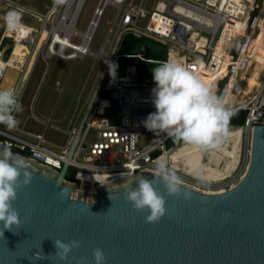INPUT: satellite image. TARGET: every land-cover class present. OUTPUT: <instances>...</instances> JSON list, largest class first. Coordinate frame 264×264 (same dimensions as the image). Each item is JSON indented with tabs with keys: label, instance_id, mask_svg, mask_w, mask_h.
<instances>
[{
	"label": "built area",
	"instance_id": "2783aa9c",
	"mask_svg": "<svg viewBox=\"0 0 264 264\" xmlns=\"http://www.w3.org/2000/svg\"><path fill=\"white\" fill-rule=\"evenodd\" d=\"M84 1L66 0L63 5L56 6L53 0H50L47 14L38 13L41 21L39 29L41 34L45 33L42 42L45 52L42 58L45 61L48 59L75 61L87 56L101 58L113 31L118 32L124 27L138 29L165 41L169 48L165 59L146 56L148 49L144 47H140L139 52L125 57L156 66L157 61H165L173 56L179 57L191 71L199 74L213 88L216 95L226 99L227 106L233 112L246 111L243 124L228 125L229 128L239 127L236 136L226 138L227 142L224 143L229 154L225 152L224 158L222 155L224 151L219 148L213 149L214 152L207 151L211 152L208 156L211 158L209 164L212 163L217 168L221 165L219 170L224 173L221 172L219 179H215V175L199 177L198 173L219 172L209 167L201 169L192 167L193 164L186 155H181V149L192 144L182 140L173 141L174 138L167 133H153L144 127L146 117L155 112L152 102L155 83L140 81L139 75L130 66L118 67L117 60L121 55L117 51L110 62L115 66V74H110L108 68L98 98L86 119L71 159H67L66 154L78 125L77 118L69 128L67 141L60 147V151L48 147L43 133L24 129L17 113L14 115L19 123L15 129L8 130L4 125L0 126V144L27 150L28 157L56 170H60L63 163L67 162V171L69 167L76 168L73 179L76 184L98 185L121 180L137 171L154 172L156 161L163 158L167 166L181 177L182 184L193 189L214 193L233 187L244 177L249 165L253 127L256 124L264 125V76L257 92L249 96L248 90L244 92L237 90L238 93L242 92L239 95L245 92L246 95L242 96L240 102L230 103L232 91L243 80V75L252 64L264 65L256 61L254 45L261 27L264 26V0L261 6H258L259 0H155L150 11L146 8L148 0H98L87 29L80 32L76 29V22ZM107 5L114 9V16L109 23L108 36L101 52L94 53L89 46ZM55 11L56 15L52 17V12ZM141 19H146L143 26L138 24ZM38 32L35 31V38ZM127 33L134 38L143 37L138 31H128L125 34ZM73 39L78 42H74ZM14 41L16 44L22 43L19 40ZM36 45L32 44V52L22 64L12 66L7 61L11 58L6 59L7 62L4 63L7 69L17 71V80L12 87L16 90L20 103L38 59L37 56L32 62ZM47 47L55 49L58 54L48 55ZM1 60L5 61L2 56ZM4 78L1 75L0 81ZM233 95L239 96L235 93ZM111 100L118 106L116 123H111L107 114L96 118L98 111L111 106ZM91 130L96 132L95 139L85 144ZM238 141L242 145L239 144L238 152H235ZM82 150H85V153L79 158ZM191 167L194 171L189 170ZM227 168L233 170L231 175ZM84 175L96 176L95 179L99 183L94 178L93 180L83 178ZM227 177H229L227 183H219Z\"/></svg>",
	"mask_w": 264,
	"mask_h": 264
},
{
	"label": "water",
	"instance_id": "95a60500",
	"mask_svg": "<svg viewBox=\"0 0 264 264\" xmlns=\"http://www.w3.org/2000/svg\"><path fill=\"white\" fill-rule=\"evenodd\" d=\"M128 31H138L166 45L131 27L117 32L78 121L67 159L72 157L111 59ZM51 62L45 61L30 103L32 117L43 124L47 119L38 116L34 106ZM16 80L17 76L12 86ZM50 126L69 134L68 128L54 123ZM14 153L26 158L33 175L27 186L22 184V173L18 181L20 187L12 207L18 213L19 226L8 231L0 224V264H94L95 249L103 251L105 264H264V125L253 127L249 165L233 187L208 193L182 184L180 195L170 197L163 183L157 182L155 187L166 201V211L155 223H147L149 213L134 210L124 196V185L135 187L139 178L152 180L154 172L137 171L121 180L101 183L104 186L82 185L65 178L67 162L56 170ZM62 189L64 195L60 194ZM56 240L77 241L79 246L60 261L55 255Z\"/></svg>",
	"mask_w": 264,
	"mask_h": 264
},
{
	"label": "clouds",
	"instance_id": "9594fccd",
	"mask_svg": "<svg viewBox=\"0 0 264 264\" xmlns=\"http://www.w3.org/2000/svg\"><path fill=\"white\" fill-rule=\"evenodd\" d=\"M53 2L60 6L66 3V0ZM22 17L20 11L9 10L3 17L7 29L14 33L26 32L29 26L22 23ZM155 63L157 66L152 69L155 83L152 102L155 112L146 117L144 127L153 133H167L177 140L203 149L219 148L228 136V125L234 115L233 110L227 106L226 99L216 95L213 88L199 74L191 71L179 57L173 56ZM109 70L110 74H115L114 65L110 64ZM22 110L16 90L13 87H0V125H4L8 130L15 129L19 121L14 113ZM29 166L25 157L12 151L11 145L0 144V224L4 230L11 231L19 226V216L12 204L17 199L21 173L23 186L31 182L33 174L28 170ZM152 176V180L137 179L135 187H131L130 183L124 185L125 199L132 208L149 213L146 217L147 223L158 222L166 211V201L155 187L157 182L163 183L170 197L180 195L183 183L181 177L167 166L163 158L156 161ZM60 194L64 195L63 189ZM184 197L188 199L189 194L185 193ZM109 199L111 200L110 195ZM0 235L3 236L2 231ZM54 245L57 250L55 255L60 261H64L79 243L56 240ZM92 256L94 264H105L101 249H95ZM36 259L39 260L40 256L36 255Z\"/></svg>",
	"mask_w": 264,
	"mask_h": 264
},
{
	"label": "rangeland",
	"instance_id": "374dc122",
	"mask_svg": "<svg viewBox=\"0 0 264 264\" xmlns=\"http://www.w3.org/2000/svg\"><path fill=\"white\" fill-rule=\"evenodd\" d=\"M97 1L98 0L84 1L83 7L80 11V14L76 22V29L78 31L84 32L87 29L88 22L92 16V12ZM154 1L155 0H148V5H146V8H148L149 11L152 9ZM261 2L262 0H259L258 6H261ZM42 9L43 10L41 11L34 12V14L36 16L39 15L38 14L39 12L41 14H47V12L49 11V5L47 7H45L44 5ZM114 12H115L114 9L110 5H107L105 7L104 13L101 16L98 25L96 26V29L92 37V41L89 46V49L92 52L94 53L101 52L102 47L108 36L109 23L111 22L114 16ZM55 15H56V11L52 12V17H54ZM36 18L37 21L39 22L38 26L36 27V30H38L39 32L35 39V44L37 45L33 51L35 55L32 58V62L35 61L37 56L38 59L35 62L30 78L26 85V90L21 100V105L23 110L17 113V115L21 120V126L24 129H29L32 131L43 133L45 138L47 139L48 147L60 151V147L67 141L68 134L58 129L52 128L50 124L54 123L60 127L69 129L75 123L76 118L79 121L83 113V110L93 91V88L98 80V77L101 73L104 62L110 52V47L115 35L117 34V30H114L113 34L110 36V39L108 41V46L103 52L101 58L87 56L82 60L78 59L75 61H62L58 59L51 60L52 62L49 71L46 75V80L42 86V89L34 106L36 114L42 118L47 119V123L43 124L40 123V121L33 118L30 112L31 100L33 98V95L37 89V86L41 80V77L46 67L45 59L42 58L45 52V47L42 44L43 40L45 39V33L41 34V31L39 29L41 21L38 18V16ZM145 20L146 19H141L138 24L140 26H143ZM263 27L264 26L261 27L259 35L261 34ZM73 41L78 42L75 39H73ZM6 44L8 45L9 48L11 47V43L9 41H5L4 45ZM143 45L146 48H149L151 50H156L157 52H164V51L168 52L169 50L167 45L161 44L149 38L143 43ZM30 52H32V49ZM154 67H156V65L146 66L145 70L142 73H139V75H141L140 81L152 82L153 81L152 69ZM263 76H264V65H258L256 63H253L252 66L248 69V71L243 75V80L240 81V83L236 86V89L232 92V95L230 96V103L232 101H234L235 103L240 102V100H242V96L246 95V92L243 95H239V93L242 94V92L246 90H248V93L250 94L249 96L257 92L261 80L263 79ZM237 90H242V92L238 93ZM233 93L239 96L233 97L234 96ZM117 108L118 106L116 102L111 100V106L109 108L98 111L96 114V118L99 115L107 114L111 123H116ZM95 136H96V132L94 130H91L85 139V144H88L89 142L94 140ZM225 142H227V139L225 140ZM228 142L230 145L232 144L230 139ZM239 144L242 145V143L238 141L236 147L237 149L235 148V152L236 151L238 152ZM209 150H213V149L204 150L205 152H203V154L205 157L207 156L208 153L207 151ZM84 153L85 150H82L79 154V158H81L84 155ZM224 154L225 151L222 152V155L225 158L226 156H224ZM227 154H229V152H227ZM205 161L207 162L208 159L205 158ZM219 168L221 169V165L219 166ZM228 168H227L228 170L227 172L231 175L233 173V170L232 169L229 170ZM228 178L229 177H227L223 181H219V183H227Z\"/></svg>",
	"mask_w": 264,
	"mask_h": 264
},
{
	"label": "bare ground",
	"instance_id": "6f19581e",
	"mask_svg": "<svg viewBox=\"0 0 264 264\" xmlns=\"http://www.w3.org/2000/svg\"><path fill=\"white\" fill-rule=\"evenodd\" d=\"M74 19H75V16L73 17V21H74ZM25 34H28V35L24 36ZM14 39L16 41L19 40L23 44L31 47L32 44L35 43V31L32 29V27H28L26 32H16L14 35ZM263 40H264V27H263L261 34L259 35V38L257 36V39L254 42L256 52L259 49V47L262 46ZM23 44H17L14 48V51L12 52L11 59L7 60V61H9V63H11L12 66H18V64H22L25 57L27 56L25 51H24L25 53H23V50H25V47ZM47 49H48L47 50L48 55L58 54L55 51V49H52L51 47H47ZM64 58L68 59L70 57H64ZM7 61L6 60L2 61L1 56H0V76L1 75L6 76L7 74L10 73V71H13L12 68H8V69L6 68V65L4 63H6ZM238 129H239V127L229 128V133H228L227 138L232 137L233 135L236 136V134L239 132ZM235 136H234V139H235ZM234 144H235V141H234ZM185 146H183V147H185ZM219 149L225 151L226 153L229 152V151H226L227 149L225 148L224 144H223V146L221 145L219 147ZM181 151H182L181 155L182 154L186 155V157L190 161V163L193 164L192 167H195V168L198 167L199 169H201V167H209V168L214 169L215 171L219 172L217 174H212L211 172L210 173L206 172L207 174L198 173L197 175L199 177H204V175H207V176L215 175L214 178L219 179V178H221V172L224 173V171H220L219 168L216 167V165L213 166V165L209 164V162H211V158L208 156L211 155V152H208L207 156L205 157L203 154V148L196 146V145H193V146L191 145L188 148L181 149ZM205 158L208 159L207 162L205 161ZM192 167L189 169L190 171H194ZM95 177L96 176H93V175H84L83 176V178H87V179H91V180H93V178H95Z\"/></svg>",
	"mask_w": 264,
	"mask_h": 264
},
{
	"label": "crops",
	"instance_id": "0c3cea01",
	"mask_svg": "<svg viewBox=\"0 0 264 264\" xmlns=\"http://www.w3.org/2000/svg\"><path fill=\"white\" fill-rule=\"evenodd\" d=\"M44 5L45 7L50 5V0H1L0 1V56H2L4 60L11 58L12 52L14 51V48L17 45L14 41V34L16 32L14 33L7 29L6 23L3 19L4 15L9 10L16 9L17 11H20L23 14L22 23L28 25L29 27H32V29L36 31V27L38 26L39 22L37 21L36 18L37 16L34 14V12L43 10L42 7H44ZM258 38H259V34H258ZM5 41H9L11 43L10 48L8 47L7 44L4 45ZM23 45L25 47L23 53L26 52L27 55L24 59L25 61L30 55L31 47L25 44ZM140 47L146 48L143 44ZM260 47L256 52L255 59L257 58V53L260 50ZM146 49L149 50V48ZM32 55L34 56L35 53H33ZM16 76L17 73L15 70L10 71V73L4 76L5 78L2 81H0V87H11Z\"/></svg>",
	"mask_w": 264,
	"mask_h": 264
},
{
	"label": "trees",
	"instance_id": "16d2710c",
	"mask_svg": "<svg viewBox=\"0 0 264 264\" xmlns=\"http://www.w3.org/2000/svg\"><path fill=\"white\" fill-rule=\"evenodd\" d=\"M15 35V34H14ZM148 38L146 37H141V38H134L130 34H124L121 38V41L119 43L117 53L121 55V57L117 60V65L118 67H124V66H130L134 71L139 73H142L146 66H154L153 64L149 63H144L138 59L135 58H126L125 55H132L137 52H139L140 46L146 41ZM146 56L150 58H158V59H165L168 56L167 51L164 52H157L156 50H148L146 52ZM256 61L260 64H264V40L263 44L260 47V50L257 53V58ZM139 75V80H140ZM246 116V111L245 110H237L234 111V115L232 116L229 125H236V124H243L244 118ZM173 141H178L177 139H173ZM13 152H20L23 155H28L27 150H20L17 147L11 146ZM76 172V168L74 167H69L65 178L68 180H73L74 179V174Z\"/></svg>",
	"mask_w": 264,
	"mask_h": 264
}]
</instances>
